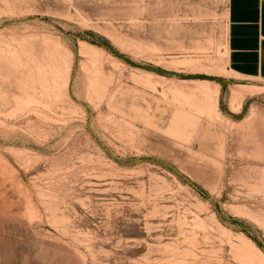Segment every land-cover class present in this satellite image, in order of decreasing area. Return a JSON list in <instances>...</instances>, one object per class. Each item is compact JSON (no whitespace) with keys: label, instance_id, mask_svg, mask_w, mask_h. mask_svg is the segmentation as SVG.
Instances as JSON below:
<instances>
[{"label":"rangeland","instance_id":"obj_1","mask_svg":"<svg viewBox=\"0 0 264 264\" xmlns=\"http://www.w3.org/2000/svg\"><path fill=\"white\" fill-rule=\"evenodd\" d=\"M229 6L0 0V264H264V79L230 69Z\"/></svg>","mask_w":264,"mask_h":264},{"label":"crops","instance_id":"obj_2","mask_svg":"<svg viewBox=\"0 0 264 264\" xmlns=\"http://www.w3.org/2000/svg\"><path fill=\"white\" fill-rule=\"evenodd\" d=\"M229 66L241 77L264 79V0H229Z\"/></svg>","mask_w":264,"mask_h":264},{"label":"trees","instance_id":"obj_3","mask_svg":"<svg viewBox=\"0 0 264 264\" xmlns=\"http://www.w3.org/2000/svg\"><path fill=\"white\" fill-rule=\"evenodd\" d=\"M95 43H96V42H95ZM97 44L107 46V45L104 44V43H97ZM221 82L223 83L222 85L224 86L225 80H222Z\"/></svg>","mask_w":264,"mask_h":264}]
</instances>
